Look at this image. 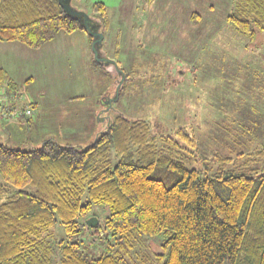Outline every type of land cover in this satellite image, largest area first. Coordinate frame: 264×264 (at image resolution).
Segmentation results:
<instances>
[{
    "label": "trees",
    "instance_id": "obj_1",
    "mask_svg": "<svg viewBox=\"0 0 264 264\" xmlns=\"http://www.w3.org/2000/svg\"><path fill=\"white\" fill-rule=\"evenodd\" d=\"M91 8L98 14L93 19L107 25L106 5ZM226 21L253 39L264 32V0H233ZM76 30L86 32L57 0H0V42L38 49ZM10 80L0 68V81L11 86ZM180 142L195 146L183 127L158 135L148 121L120 112L86 146L50 138L32 149L0 142V264H123L118 249L89 257L73 241L52 245L53 227L76 235L93 204L108 206L105 226L119 238L162 233L163 253L153 254L159 264H264V165L253 168L255 175L243 170L254 156L264 158V147L248 160L242 152L217 154L216 170L206 172L177 158Z\"/></svg>",
    "mask_w": 264,
    "mask_h": 264
},
{
    "label": "rangeland",
    "instance_id": "obj_2",
    "mask_svg": "<svg viewBox=\"0 0 264 264\" xmlns=\"http://www.w3.org/2000/svg\"><path fill=\"white\" fill-rule=\"evenodd\" d=\"M95 2L106 5L108 17L107 25L100 24L101 52L118 61L126 73L117 100L109 109L103 104L113 96L117 74L109 70L105 76H95L89 71L92 51L87 32H60L37 52L43 65L32 70L33 79L7 85L29 102L36 101L38 117L0 132V142L32 149L50 138L82 147L120 112L131 120L148 121L158 135L173 136L185 128L195 146L180 142L175 154L185 166L199 171H215L217 154L234 157L242 152L248 160L264 147V32L250 39L227 23L233 0H71L70 4L96 18L91 8ZM262 165L264 158L254 156L243 170L255 175L253 168ZM108 214L106 204H93L79 218L80 232L71 237L57 223L52 245L64 239L76 242L89 257L118 249L123 264H141L144 255L151 257L150 264H159L153 254L163 253L162 233L127 241L106 228ZM91 217L98 221L97 233L86 225Z\"/></svg>",
    "mask_w": 264,
    "mask_h": 264
},
{
    "label": "crops",
    "instance_id": "obj_3",
    "mask_svg": "<svg viewBox=\"0 0 264 264\" xmlns=\"http://www.w3.org/2000/svg\"><path fill=\"white\" fill-rule=\"evenodd\" d=\"M87 42L90 48V41L88 37H87ZM40 48L30 49L18 42H13V41L0 42V68L4 70L6 75L11 79L10 81H12V83H18L20 79H26V77L28 78L27 80L33 79L34 74L32 70L36 67L41 68L43 65L42 58L39 57V54L37 53V52H40L41 50ZM34 55H36L39 58L37 61L35 60ZM85 59H86V56H85ZM88 69L95 76L102 75V74L104 76L107 75L105 71H102L98 67H95L92 56L90 59H88ZM3 90H6L12 93L16 92V91L10 90L9 88H6L5 84L0 81V92H2ZM16 93H21V92H16ZM32 101L30 100V103ZM32 104L34 106L36 105L35 107H37L36 101H33ZM38 115H39V111L36 108L34 118L36 119ZM24 119H27V118L20 117L17 119L9 120V119H5L0 116V132L5 131L8 127H14V125L21 126L22 125L21 121Z\"/></svg>",
    "mask_w": 264,
    "mask_h": 264
},
{
    "label": "water",
    "instance_id": "obj_4",
    "mask_svg": "<svg viewBox=\"0 0 264 264\" xmlns=\"http://www.w3.org/2000/svg\"><path fill=\"white\" fill-rule=\"evenodd\" d=\"M58 4L61 6L64 13H66L71 18H75L82 25V27L86 30L87 34L91 37V51L93 59L101 65H113L118 76H120L117 85L114 89L113 96L104 99L103 104L106 108H111L112 101H116L119 95V90L121 84L125 79L124 72L119 68L118 64L115 60L107 58L103 56L101 52V40L103 38L102 33L100 32V23L93 18H91L87 13L74 9L70 1L71 0H57ZM100 118V116H99ZM105 118V117H104ZM86 225L91 228H95L98 225V221L96 218L91 217L86 221Z\"/></svg>",
    "mask_w": 264,
    "mask_h": 264
},
{
    "label": "built area",
    "instance_id": "obj_5",
    "mask_svg": "<svg viewBox=\"0 0 264 264\" xmlns=\"http://www.w3.org/2000/svg\"><path fill=\"white\" fill-rule=\"evenodd\" d=\"M35 112V106L27 98L25 99L22 93H12L6 90L0 92V113L3 117L32 119Z\"/></svg>",
    "mask_w": 264,
    "mask_h": 264
}]
</instances>
